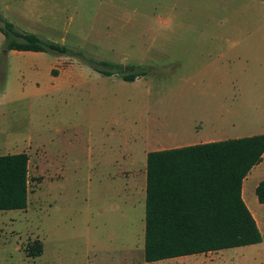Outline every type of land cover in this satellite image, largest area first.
Wrapping results in <instances>:
<instances>
[{
	"label": "rangeland",
	"instance_id": "obj_1",
	"mask_svg": "<svg viewBox=\"0 0 264 264\" xmlns=\"http://www.w3.org/2000/svg\"><path fill=\"white\" fill-rule=\"evenodd\" d=\"M248 1L0 0V16L18 30L118 65L96 69L61 55L50 82L63 85L33 93L29 68L42 79L57 52L6 59L8 96L25 97L5 104L0 94V155L26 152L28 180L26 208L0 210V264H121L128 248L155 264L143 259L144 199L125 190L124 172L141 169L157 144L182 135L198 142L205 119L233 124L234 59L222 53L233 47L235 21L254 11ZM4 51L0 32L1 71ZM258 210L264 223V205ZM37 244L40 254L28 255ZM239 261L264 264V241L201 264Z\"/></svg>",
	"mask_w": 264,
	"mask_h": 264
},
{
	"label": "trees",
	"instance_id": "obj_2",
	"mask_svg": "<svg viewBox=\"0 0 264 264\" xmlns=\"http://www.w3.org/2000/svg\"><path fill=\"white\" fill-rule=\"evenodd\" d=\"M6 50L57 52L86 64L118 68L88 57L34 33L23 32L0 16ZM107 74V70H101ZM145 71L127 73L133 81ZM264 134L195 143L146 154L144 259L153 261L186 254L259 243L263 240L250 210L241 197V183L261 161ZM28 155H0V210L27 206ZM264 203V180L255 187ZM41 245L30 247L36 256Z\"/></svg>",
	"mask_w": 264,
	"mask_h": 264
},
{
	"label": "crops",
	"instance_id": "obj_3",
	"mask_svg": "<svg viewBox=\"0 0 264 264\" xmlns=\"http://www.w3.org/2000/svg\"><path fill=\"white\" fill-rule=\"evenodd\" d=\"M259 2V3H257ZM247 7H255L254 11L249 14H244L241 20L235 21V35L233 40V47L231 49H226L223 51L224 57H232L234 59V86L236 90L235 100H234V121L233 124H226L225 120H222V117H215L213 119H205L204 130L201 134L197 136L198 142L189 143L186 140L189 135H182L181 139L175 143L169 144H157L149 151L155 150H163L170 148H179L184 147L190 144L195 143H205L212 141H219L226 138L227 133H234L236 136L233 138H240L246 136H253L264 134V0H251L248 1ZM256 13L261 17L260 20H257L255 17ZM249 15V16H246ZM224 41H230L227 36H224ZM24 52H33V51H23V50H6L1 55V63L3 62V69L0 70V94L4 98L5 104H11L13 102L18 101L23 96L24 93L21 91L20 97H9L10 94L9 87L6 89L4 87L3 79H4V69H6L7 58L10 54L18 55V53ZM55 54V58L48 64L46 70L43 72V78L38 80L35 69L29 68L28 71L29 86L32 87L33 93H42L47 91L50 88H54L61 86L64 82L57 81L51 84L50 72L52 69H58L61 61V55ZM66 56V55H65ZM69 57V56H67ZM1 69V64H0ZM39 81V82H38ZM46 82L49 84L47 85ZM63 85V84H62ZM28 89V88H26ZM23 97V98H24ZM6 106V105H5ZM147 151V152H149ZM147 152H143L145 155V165L141 166L137 172H130L126 170L124 172L125 176L131 177L132 182L129 186H126L125 190L133 195L140 194L144 199V212L143 219L139 214V226L144 222L145 227V187H146V154ZM264 180V152L262 154L261 161L251 167L247 175L243 178L241 183V197L245 202L246 206L250 210L253 218L256 221L257 227L262 235L263 233V215L258 210L261 205L264 203H260L252 195L253 189L258 185L260 181ZM128 185V184H127ZM247 191V192H246ZM134 197L131 203V209L134 210L137 207L138 202H140L139 197ZM247 195V196H246ZM248 199H247V198ZM134 213V211H133ZM136 213H134L135 215ZM141 227V226H140ZM264 241V237L262 235ZM261 241V242H262ZM260 243V242H259ZM257 244V243H255ZM250 245V244H249ZM235 248V247H233ZM212 250L208 252H200L193 254H186L181 256H174L168 258H162L153 261H146L144 259V251H143V259L145 262H153L155 264H201L204 262V259H211L212 256L218 255L222 253V250ZM124 252L125 249H121ZM135 249L126 250V252L122 253V257L118 262L121 264H140L139 259L135 258L134 255ZM132 252V253H131ZM239 264H244L239 261Z\"/></svg>",
	"mask_w": 264,
	"mask_h": 264
}]
</instances>
